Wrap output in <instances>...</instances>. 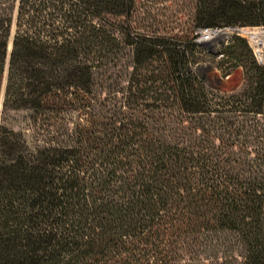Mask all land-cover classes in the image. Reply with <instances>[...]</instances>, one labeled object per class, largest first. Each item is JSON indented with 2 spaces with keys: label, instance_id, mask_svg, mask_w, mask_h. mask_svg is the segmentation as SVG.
Masks as SVG:
<instances>
[{
  "label": "trees",
  "instance_id": "obj_1",
  "mask_svg": "<svg viewBox=\"0 0 264 264\" xmlns=\"http://www.w3.org/2000/svg\"><path fill=\"white\" fill-rule=\"evenodd\" d=\"M132 6L0 0L1 108L29 128L0 125V264H264V64L232 34L210 59L241 83L214 90L195 30H139ZM193 21L264 24V0ZM124 54L125 86L95 90Z\"/></svg>",
  "mask_w": 264,
  "mask_h": 264
},
{
  "label": "rangeland",
  "instance_id": "obj_2",
  "mask_svg": "<svg viewBox=\"0 0 264 264\" xmlns=\"http://www.w3.org/2000/svg\"><path fill=\"white\" fill-rule=\"evenodd\" d=\"M197 1L198 0H133L131 15L127 18L124 17V22H129L142 31L176 32L180 34L182 32H188L189 30H195L197 33L192 31L189 33V36H192V39L205 51V53L195 52V54L202 64L201 71L205 77L206 83L214 90H223L226 92L238 90L241 83V67L236 66L231 72L221 74V72L212 65L210 54L216 53L215 57H218L219 54L217 52L221 44L225 43L232 34H236L245 39L257 63L264 64V60L257 51L256 44L251 38L240 34L238 31H231V28L227 25L216 26L220 29L228 28L219 32L224 34L223 36L219 38L214 37L210 39V41L208 40L207 43H202L201 40L198 41L200 34L193 21V14ZM12 13V17H14L15 4ZM237 26L244 28L248 27L247 29H249V27L264 28V24ZM12 30L13 21L11 23L10 32H12ZM263 48L264 45L262 51H264ZM123 50L125 51L126 48ZM128 70L129 55L124 54L117 63L109 64L107 67L103 68V70H99L100 72L95 76V90L106 92L108 90H117L119 87L125 86ZM4 77L5 71L0 82V125L2 124L12 129H24V131L28 132L27 110L21 108H8L2 110L1 108ZM201 256L206 255L201 254L200 257ZM187 259L188 253H183L178 263H188L186 262Z\"/></svg>",
  "mask_w": 264,
  "mask_h": 264
},
{
  "label": "bare ground",
  "instance_id": "obj_3",
  "mask_svg": "<svg viewBox=\"0 0 264 264\" xmlns=\"http://www.w3.org/2000/svg\"><path fill=\"white\" fill-rule=\"evenodd\" d=\"M225 29H228V28H223V29L214 28V29H212L208 34H206V37H201L202 38L201 42L207 43L208 40L210 41V39H212L214 37L219 38V37L223 36L224 34H221L219 32L223 31ZM237 31L240 34L251 38L255 42L256 47H257V51L260 53L262 59L264 60V51H262V47L264 45V28H259V27H254V28H249V29L238 28Z\"/></svg>",
  "mask_w": 264,
  "mask_h": 264
},
{
  "label": "built area",
  "instance_id": "obj_4",
  "mask_svg": "<svg viewBox=\"0 0 264 264\" xmlns=\"http://www.w3.org/2000/svg\"><path fill=\"white\" fill-rule=\"evenodd\" d=\"M212 30V28H199V37L198 40H202L201 37H206V34H208L210 31Z\"/></svg>",
  "mask_w": 264,
  "mask_h": 264
},
{
  "label": "water",
  "instance_id": "obj_5",
  "mask_svg": "<svg viewBox=\"0 0 264 264\" xmlns=\"http://www.w3.org/2000/svg\"><path fill=\"white\" fill-rule=\"evenodd\" d=\"M229 27L231 28V31H236V32H237V29L239 28L238 26H229ZM9 46H10V41L8 42L7 49L9 48Z\"/></svg>",
  "mask_w": 264,
  "mask_h": 264
}]
</instances>
